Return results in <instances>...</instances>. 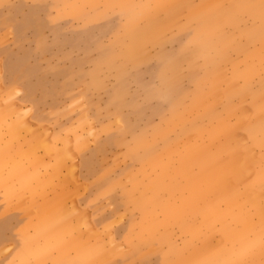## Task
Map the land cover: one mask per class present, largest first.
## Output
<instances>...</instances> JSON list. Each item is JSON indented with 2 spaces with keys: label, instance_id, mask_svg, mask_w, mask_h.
Here are the masks:
<instances>
[{
  "label": "rangeland",
  "instance_id": "374dc122",
  "mask_svg": "<svg viewBox=\"0 0 264 264\" xmlns=\"http://www.w3.org/2000/svg\"><path fill=\"white\" fill-rule=\"evenodd\" d=\"M7 62L0 264H264V0H0Z\"/></svg>",
  "mask_w": 264,
  "mask_h": 264
},
{
  "label": "crops",
  "instance_id": "0c3cea01",
  "mask_svg": "<svg viewBox=\"0 0 264 264\" xmlns=\"http://www.w3.org/2000/svg\"><path fill=\"white\" fill-rule=\"evenodd\" d=\"M0 73H1V76L5 77L6 80L8 81L7 86H6V90L9 92L15 86L14 85L15 80H14L13 75H12L11 64L7 62V64L2 66V63H0ZM11 97H14V96H11ZM11 97L5 98V102L7 104H11L13 101H15V100L11 101L10 100ZM25 98H26V96H25ZM27 99H29V97H27Z\"/></svg>",
  "mask_w": 264,
  "mask_h": 264
}]
</instances>
